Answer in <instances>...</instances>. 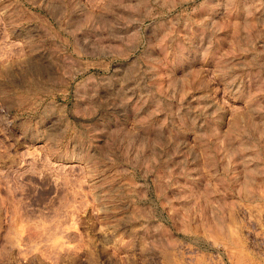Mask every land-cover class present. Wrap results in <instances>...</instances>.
<instances>
[{"label":"rangeland","instance_id":"rangeland-1","mask_svg":"<svg viewBox=\"0 0 264 264\" xmlns=\"http://www.w3.org/2000/svg\"><path fill=\"white\" fill-rule=\"evenodd\" d=\"M0 264H264V0H0Z\"/></svg>","mask_w":264,"mask_h":264},{"label":"bare ground","instance_id":"bare-ground-1","mask_svg":"<svg viewBox=\"0 0 264 264\" xmlns=\"http://www.w3.org/2000/svg\"><path fill=\"white\" fill-rule=\"evenodd\" d=\"M103 234H104V233H103ZM238 250H239V249H238ZM225 253H226V252H225ZM235 253H236V252H235ZM230 256H231V255H230ZM228 257H229V256H228ZM236 258H238V257H236ZM236 258H235V259H236Z\"/></svg>","mask_w":264,"mask_h":264}]
</instances>
